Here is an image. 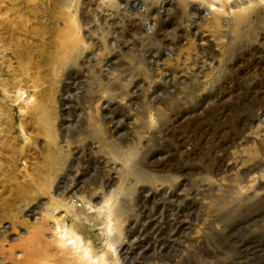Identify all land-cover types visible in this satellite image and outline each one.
Wrapping results in <instances>:
<instances>
[{
    "label": "rangeland",
    "instance_id": "obj_1",
    "mask_svg": "<svg viewBox=\"0 0 264 264\" xmlns=\"http://www.w3.org/2000/svg\"><path fill=\"white\" fill-rule=\"evenodd\" d=\"M74 223L108 264H264V0H0V264H88Z\"/></svg>",
    "mask_w": 264,
    "mask_h": 264
},
{
    "label": "bare ground",
    "instance_id": "obj_2",
    "mask_svg": "<svg viewBox=\"0 0 264 264\" xmlns=\"http://www.w3.org/2000/svg\"><path fill=\"white\" fill-rule=\"evenodd\" d=\"M74 209L72 208V210H74ZM76 215H78V214H76ZM83 216H84V214L82 215V217ZM77 217H79V215ZM85 217H86V213H85ZM91 218H93L95 220L97 218L102 219L100 221L101 222L100 228L102 229L103 234L106 236V238H109L111 232L113 231V223H112V219H111L110 215L108 213H99L98 212L95 215H92ZM66 227H67V230H66L67 232L64 231V233H63L64 234L63 237H66L65 241H70V242H72L73 246L75 245L76 250L79 253V256H81V258L84 261H86L88 264H90L92 262H94L93 264H108V262H109V259H108L109 254L108 253H110V252L107 251L104 254L99 255V252L97 251V248L95 245L97 241H95V239H93V237H91V235L89 237H85V233L82 232V230L80 229V227L76 223L73 224L72 228L68 227V225ZM109 243H111V242H109ZM112 243H113V241H112ZM111 245H110V247H111ZM112 246H115V245L113 244Z\"/></svg>",
    "mask_w": 264,
    "mask_h": 264
}]
</instances>
